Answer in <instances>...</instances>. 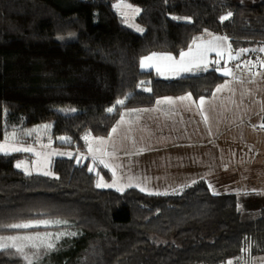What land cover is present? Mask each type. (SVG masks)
Returning a JSON list of instances; mask_svg holds the SVG:
<instances>
[{
	"label": "trees",
	"instance_id": "trees-1",
	"mask_svg": "<svg viewBox=\"0 0 264 264\" xmlns=\"http://www.w3.org/2000/svg\"><path fill=\"white\" fill-rule=\"evenodd\" d=\"M117 1L0 0V142L46 125L59 147L84 149L86 135L108 136L126 110L163 97H210L227 79L216 69L168 80L140 67L152 53L179 56L204 32L227 37L234 51L264 48V0H126L141 9L143 32L125 24ZM22 158L0 154V223H68L0 228V236L77 233L40 264H224L252 242V256L264 254V208L246 220L239 196L215 195L204 181L177 194L119 192L97 187V175L73 158L54 160L55 177L24 173ZM0 264L24 261L9 250Z\"/></svg>",
	"mask_w": 264,
	"mask_h": 264
},
{
	"label": "crops",
	"instance_id": "crops-1",
	"mask_svg": "<svg viewBox=\"0 0 264 264\" xmlns=\"http://www.w3.org/2000/svg\"><path fill=\"white\" fill-rule=\"evenodd\" d=\"M211 34L217 37L223 36ZM198 37L202 38V42L212 38L207 36L206 32ZM199 42L200 40L197 41ZM221 44L224 46V49H219L221 54L233 50L228 39ZM153 54L157 57L173 58L171 61L156 58L146 60L144 68L140 64L143 71H154L163 79L199 75L218 68L214 60L209 66L204 63L199 67L192 66L190 71H170V66H183L180 55L157 52L143 58ZM157 67L161 69L160 72L156 71ZM205 67L207 70H201ZM231 67L235 72V78L227 77L215 88L210 97H201L203 104L200 103L201 98L196 99L192 94L190 99L183 101L177 99L189 96L184 94L159 99L163 101L165 98H173L175 101L173 104L156 102L149 108L126 110L114 126L117 128L115 133L110 131L106 137H90V139L85 137L87 145L85 156H76L73 159L93 169L91 172L97 175L99 184L103 178L102 171L109 172L110 176L104 179L114 186L100 187L102 189L124 192L130 188L140 190V187H144L146 190L142 192L147 194L149 191L153 194H177L199 181H204L211 190L212 183L224 179L225 185L227 178L233 176L238 178L239 184L249 182L252 184V189H256L250 192L246 190L244 193L264 197V179L258 176L259 173L262 174L264 167L259 163L246 166L248 161L242 159L251 156L257 159L264 153V144L262 147L259 145V141L264 139V127H261L264 125V69L260 68L255 72L254 78L248 79L242 68L236 70L235 66ZM225 83L227 86L217 92V88ZM219 103L224 108L225 106L228 109L232 108L229 115L232 114L234 117L235 127L233 123L231 124L233 129L223 131L219 125L214 130L208 126L207 118H210L212 111L217 110ZM145 109L147 111H133ZM245 121H250L253 125L248 124L243 127ZM230 148L233 149L234 156L228 155ZM129 178H132L136 186H128ZM226 194L234 193L215 195ZM252 257L251 264H264V254Z\"/></svg>",
	"mask_w": 264,
	"mask_h": 264
},
{
	"label": "rangeland",
	"instance_id": "rangeland-1",
	"mask_svg": "<svg viewBox=\"0 0 264 264\" xmlns=\"http://www.w3.org/2000/svg\"><path fill=\"white\" fill-rule=\"evenodd\" d=\"M119 1H117L114 5H116ZM127 2V1H126ZM129 3V2H127ZM130 4V3H129ZM132 5V4H131ZM133 7H136L132 5ZM115 10L120 14V16L123 18L125 24L129 26L131 29L138 31L137 28L143 29L142 26L137 22V17L139 14H133L127 9H120L117 10L116 7H114ZM121 12L126 13L125 16L121 15ZM143 32V31H142ZM221 37V36H220ZM224 37V36H222ZM199 43H202V40H200ZM221 50L224 49V46L220 48ZM259 52V53H258ZM246 51L241 52L239 51H231L229 50L227 52H224L225 54H222L221 56H217L216 52H210L208 54L207 59L203 62L204 65H210L211 62L214 60L219 61V63L215 62V65L218 64V68L222 69L225 67V64H227V67L230 68L231 66H236L237 64L242 65V69L245 71V75L248 79H252L255 77V72L259 70L260 68L264 69V51ZM238 54L237 59H230L231 56H236ZM216 55V56H215ZM215 56V57H213ZM226 60V61H225ZM224 63V65H222ZM255 64V67H252V64ZM220 64V66H219ZM217 68V67H216ZM217 68V69H218ZM251 68V71H248V69ZM232 69V67L230 68ZM241 69V68H240ZM239 70V69H236ZM234 71V70H233ZM221 73V72H220ZM235 73V72H234ZM232 108H229L225 106L223 107L222 104L219 103L217 110L212 111V114L210 118H207L208 126L216 130V128L220 125L221 129L223 131H228L229 129H233V126L231 125L233 123L234 127V117L229 115V112ZM248 124H252L250 121H245L243 124V127H245ZM13 133V132H12ZM10 133L9 135H11ZM213 135V134H211ZM16 140L18 141L17 147H31L34 149L32 152L28 151H17L11 146H6V151L8 154H22L23 158L17 161V165L19 164L20 167H18L20 170H22L24 173L32 175V174H39V175H45L44 173H49V177H55V173L52 170V164L56 158L60 157H67V158H74L76 156L82 157L85 156L87 152V148L84 149H69V148H62L59 147L58 144L63 143V141L54 139L50 136L49 128H45L44 126L41 127H34L27 130H18L15 131ZM88 139L90 137H96L91 134H88L86 136ZM5 140L1 141L0 144H3ZM86 142V141H85ZM172 142V141H171ZM264 144V139L259 141V145L262 147ZM180 146V144L178 145ZM0 154H4L3 152H0ZM228 155H235L232 148L228 149ZM230 157V156H228ZM243 161H248L246 166H251L252 164L258 165L264 167V153H262L260 156L254 157L251 156L248 159H245V157L242 158ZM256 159V160H255ZM254 160V161H253ZM76 161V159H75ZM253 161V162H249ZM78 163V160L76 161ZM260 170V169H259ZM230 175V174H228ZM103 178L100 180V187H105L104 185H113L110 184L107 181H105L106 175L102 172ZM227 176V175H226ZM258 176H261V178L264 179V170L262 169V174L259 173ZM245 177V176H244ZM251 177V176H250ZM248 177V178H250ZM247 178V179H248ZM225 180L221 179L220 181L216 183H212L211 185V191L215 194L220 193H234L237 196H239L240 199V207L242 208L244 219H257L261 215V210L264 208V197L256 194H246L244 191H251L256 190L252 189L251 183L244 182L239 184V180L236 177H228L227 182L224 185ZM107 187V188H113ZM241 186L245 187L242 188ZM125 190V189H124ZM255 202L252 203V207H249L251 203L247 202ZM243 205V206H241ZM255 243H249L243 250V252L234 258L228 259L224 264H229V261L232 262V264H251L253 257H252V250Z\"/></svg>",
	"mask_w": 264,
	"mask_h": 264
},
{
	"label": "snow or ice",
	"instance_id": "snow-or-ice-1",
	"mask_svg": "<svg viewBox=\"0 0 264 264\" xmlns=\"http://www.w3.org/2000/svg\"><path fill=\"white\" fill-rule=\"evenodd\" d=\"M167 2V0H165ZM114 7L117 8L119 11L120 9H127L133 14H139L141 12V9L139 7H133L131 4L127 3L126 0H119V2L114 5ZM122 16H125L126 13L121 12ZM232 13L229 12L227 15L220 17L221 22L224 20H227L231 17ZM173 20H186L187 22H191L190 18L187 17H171ZM126 22V21H125ZM138 31H143V29L137 28ZM207 36H211L212 38L210 40H207L206 42L197 43V41L201 40L202 38L197 37L194 38L192 41V44L189 46L188 50L186 52L180 53L181 63L182 67L177 66H170V71H190L192 70V66L199 67L208 57V54L210 52H216L217 56H221L220 48L222 47L221 42L226 41L227 37H217L213 36L211 33H207ZM241 52H246L247 50L241 49ZM255 51V49L253 50ZM260 51H264V48H262ZM162 59V60H169L171 61L173 58L171 56H159L157 57L156 54H153L152 56L142 58L140 61L141 67L144 68L145 61L146 60H152V59ZM187 58V59H185ZM238 54L236 56H231L230 59H237ZM216 63H219L217 61ZM264 66V65H262ZM148 67H151V65H148ZM236 69H240L243 66L240 64H237ZM252 67H255V64H252ZM201 70H207L206 67ZM217 71H220L222 75L225 77L233 76L234 77V71L233 69H230L227 67V64H225V67L220 69H216ZM157 72H160L161 69L159 67L156 68ZM248 71H251V68L248 69ZM257 75L259 73H256ZM235 78V77H234ZM238 79V78H236ZM143 81L141 82V85H143ZM227 83L225 85H222L220 88H217V92L221 91L223 87H226ZM147 90V89H145ZM189 96L186 97H179L177 98L180 101H183L185 99H190ZM126 99V98H125ZM203 98L200 99V103L203 104ZM125 103L124 99H120L116 101V105H123ZM161 103H168L173 104L175 101L173 98H165L163 101L158 100L157 104ZM74 111V110H73ZM107 112L111 113L114 111V107H109ZM133 111H147L145 110H133ZM206 119V117H205ZM47 128L48 126H44ZM261 127H264L262 125ZM117 131V128L114 127L111 129L112 133H115ZM5 142L3 144H0V152H3L4 154H8V152L5 150L6 146H11L17 151H28L32 152L34 149L31 147H17L18 141L16 140L15 132H13L11 135H6L4 138ZM91 150V148H90ZM103 163V161H100ZM107 166V165H105ZM17 167H20L18 164ZM89 171H93V169H89ZM30 174V173H29ZM45 175H48L49 173L45 172ZM195 183V181H193ZM101 184H97V187H100ZM105 187H112L113 185H104ZM128 186H136L132 182V178H129V185ZM119 190V189H118ZM141 191H145L146 189L144 187H140ZM149 194H153L151 191H149ZM67 221L65 220H59V219H49V218H37V219H27L23 222L18 223H8L3 224L0 223V228H8V229H16V230H27V229H40V228H52V227H59L61 225H67ZM77 233L75 232H34L31 234H25V235H9V236H0V252L3 251H9L13 250L15 254L24 261V264H40L41 258L46 255H50L52 252L57 251V242L63 238L64 236H75ZM229 264H232L231 261H229Z\"/></svg>",
	"mask_w": 264,
	"mask_h": 264
}]
</instances>
